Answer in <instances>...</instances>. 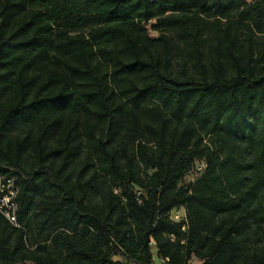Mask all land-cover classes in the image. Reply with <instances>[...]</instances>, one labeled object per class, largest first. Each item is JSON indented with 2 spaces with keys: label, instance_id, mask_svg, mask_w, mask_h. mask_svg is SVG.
<instances>
[{
  "label": "trees",
  "instance_id": "16d2710c",
  "mask_svg": "<svg viewBox=\"0 0 264 264\" xmlns=\"http://www.w3.org/2000/svg\"><path fill=\"white\" fill-rule=\"evenodd\" d=\"M0 174L5 264H153L152 241L169 264H264L239 251L264 236V0H0Z\"/></svg>",
  "mask_w": 264,
  "mask_h": 264
},
{
  "label": "rangeland",
  "instance_id": "374dc122",
  "mask_svg": "<svg viewBox=\"0 0 264 264\" xmlns=\"http://www.w3.org/2000/svg\"><path fill=\"white\" fill-rule=\"evenodd\" d=\"M213 22H215L214 19H210L209 23H212V25L205 27V31H204V37L205 38H207L209 36H212L214 33H217L219 31V29H221V27H220L221 23H217L218 29L214 30L213 29V27H214ZM222 22H224V21H222ZM153 23H154V21H151L150 23H148L146 25V28L148 29L149 35H151V36L156 35V33L150 28ZM249 51H251V50L249 49ZM252 51L254 53V49H252ZM182 59L185 60V62L187 63V67L190 68L191 67L190 61L187 58H185V57L182 58ZM206 141H207V138L205 136H203V143L205 144ZM125 143H126V141L124 140L123 141V145H125ZM90 145H92V144L89 143V141L83 135L81 147L79 148L80 150L78 151L77 157H76V159L73 162L74 167L78 168L79 166H83L84 164H88L90 167L92 165H94L95 158L92 159L93 152H92V150L90 148ZM114 146L119 151L121 150V148H119L118 145L115 144ZM202 146H203V144H201L200 148ZM124 147L128 151V153H131V148H130L129 144H126ZM26 155L27 156L25 158V162H24L23 167L27 169V168L31 167L32 165H34L36 163V160L34 159V156L31 153L30 154L26 153ZM199 159L200 158H197L195 160L196 163H195L194 166H196V169H201L202 166H203L202 163H201L203 159L202 158H201L202 160H199ZM203 164H204V162H203ZM96 166L98 168V165H96ZM140 171L142 172V174H144L142 169ZM194 178H195V173L187 174L181 180V182L179 183V186H182V185L187 184V183H193L194 182ZM115 191L119 192V188L118 187L114 188V192ZM48 206L49 205H47V204L44 205L43 203L38 205V206H36L37 214H40L42 209H44V208H46ZM0 222L2 223L1 220H0ZM25 229H26V234H25V239H24L25 240L24 241V243H25L24 245L29 250H32V249L35 248V244H33L34 240L37 243L40 242V241L41 242L44 241V236L46 234V230L45 229L39 230V228L34 226V225H30L27 228L25 227ZM12 242H13V238L10 241L11 246L13 244ZM244 242H245V247L239 249V251L243 252L245 256H250L253 252H259L260 253L264 249V236H246V240H244ZM151 252H152V255H153V264H169L167 259L158 256V251H157V248L155 247L153 241L151 243ZM113 261H114V263L120 261L121 264H129V263H126V261L122 260L119 257H115L113 259ZM203 262H204V260L199 259L195 255H191V256L187 257V259H186V263L187 264H202ZM0 264H5V263L0 261ZM234 264H241V261L240 260H236V261H234Z\"/></svg>",
  "mask_w": 264,
  "mask_h": 264
},
{
  "label": "built area",
  "instance_id": "2783aa9c",
  "mask_svg": "<svg viewBox=\"0 0 264 264\" xmlns=\"http://www.w3.org/2000/svg\"><path fill=\"white\" fill-rule=\"evenodd\" d=\"M201 163L203 165L201 169H196V166L194 167L195 175L203 169L204 164L203 162ZM17 195L18 188L14 183V178L0 174V215L5 218L9 224L19 228L20 225L17 220ZM169 217L172 222L181 224L182 230H185L187 224V211L184 206L170 210Z\"/></svg>",
  "mask_w": 264,
  "mask_h": 264
}]
</instances>
